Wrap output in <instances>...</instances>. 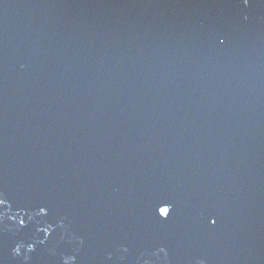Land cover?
<instances>
[{
	"label": "water",
	"instance_id": "water-1",
	"mask_svg": "<svg viewBox=\"0 0 264 264\" xmlns=\"http://www.w3.org/2000/svg\"><path fill=\"white\" fill-rule=\"evenodd\" d=\"M0 264H264V0H0Z\"/></svg>",
	"mask_w": 264,
	"mask_h": 264
}]
</instances>
